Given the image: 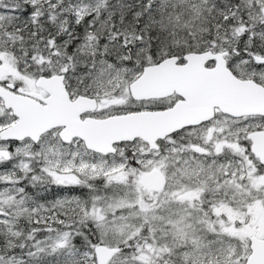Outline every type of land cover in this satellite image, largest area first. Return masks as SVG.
Segmentation results:
<instances>
[{
	"label": "snow or ice",
	"instance_id": "1",
	"mask_svg": "<svg viewBox=\"0 0 264 264\" xmlns=\"http://www.w3.org/2000/svg\"><path fill=\"white\" fill-rule=\"evenodd\" d=\"M0 264H264V0H0Z\"/></svg>",
	"mask_w": 264,
	"mask_h": 264
}]
</instances>
